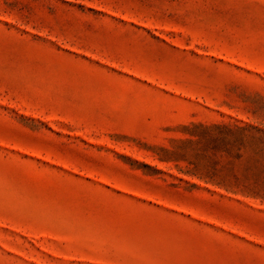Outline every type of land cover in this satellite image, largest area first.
<instances>
[{
    "label": "rangeland",
    "instance_id": "374dc122",
    "mask_svg": "<svg viewBox=\"0 0 264 264\" xmlns=\"http://www.w3.org/2000/svg\"><path fill=\"white\" fill-rule=\"evenodd\" d=\"M0 264H264V0H0Z\"/></svg>",
    "mask_w": 264,
    "mask_h": 264
},
{
    "label": "trees",
    "instance_id": "16d2710c",
    "mask_svg": "<svg viewBox=\"0 0 264 264\" xmlns=\"http://www.w3.org/2000/svg\"><path fill=\"white\" fill-rule=\"evenodd\" d=\"M214 129L222 130L221 132H231V133L234 132L233 129H227V128L224 127V126H214V127H212V128H207V129H205L204 134H207V133L210 134V133H209L210 130H214Z\"/></svg>",
    "mask_w": 264,
    "mask_h": 264
}]
</instances>
